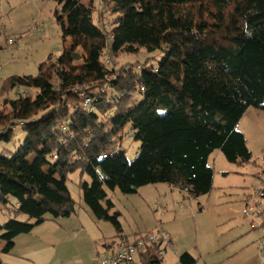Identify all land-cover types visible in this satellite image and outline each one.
Returning a JSON list of instances; mask_svg holds the SVG:
<instances>
[{
	"label": "trees",
	"instance_id": "obj_1",
	"mask_svg": "<svg viewBox=\"0 0 264 264\" xmlns=\"http://www.w3.org/2000/svg\"><path fill=\"white\" fill-rule=\"evenodd\" d=\"M52 1L62 53L48 54L35 76H7L0 86V144L13 146H0L2 254L34 226L76 213L66 185L74 172L90 180L79 187L92 215L118 233L104 186L207 195L209 156L252 162L237 124L250 107L264 111V0ZM157 53L155 64L129 62ZM125 134L140 144L133 161ZM163 243L148 244L137 264H162ZM194 263L187 253L178 261Z\"/></svg>",
	"mask_w": 264,
	"mask_h": 264
},
{
	"label": "rangeland",
	"instance_id": "obj_2",
	"mask_svg": "<svg viewBox=\"0 0 264 264\" xmlns=\"http://www.w3.org/2000/svg\"><path fill=\"white\" fill-rule=\"evenodd\" d=\"M54 8L52 0H0V86L7 76H35L37 63L44 61L50 53L55 56L62 53L61 28L53 16ZM9 38H13L15 43L8 45ZM145 57L152 58L151 63L155 64L162 53L140 54L129 58V62H141ZM9 97L15 98V92ZM250 108L264 116V111ZM248 116L244 130L252 162L237 166L229 162L221 151L213 152L208 158V164L214 171L208 196L181 200L176 190L174 196L177 204L169 200V196H172L170 192H166L167 197L164 194L166 184L148 185L134 194L126 195L119 189L112 191L104 186L107 196L102 205L108 208L107 202H110L113 207L109 208V214H120L118 220L122 233L133 235L155 231L159 228L156 227L159 221L164 220L161 217L163 212L175 210L176 219L169 224V228L179 238L173 240L174 245L167 249L163 264L176 263V249L180 254L188 249L196 259L195 235L201 249L221 248L209 251L212 258H217V264H264V197L260 193L264 187V117ZM129 129L127 126L125 132H129ZM14 133L17 138L22 137L20 130ZM0 146L13 150L12 144ZM139 146L131 135H124L122 148L128 161L135 159ZM82 179L90 183L79 172H74L69 175L66 185L78 203V209L80 205L92 213L83 201L79 187ZM200 209L203 211L199 212ZM18 221L24 222L26 217H19ZM102 232L106 239L117 236L114 225L109 222H103ZM256 233L262 234L263 238L256 240ZM235 234L243 235L239 242L243 247L239 251H232L233 247H228L226 242ZM261 244L263 247L260 249ZM253 246L258 253V261L252 253Z\"/></svg>",
	"mask_w": 264,
	"mask_h": 264
},
{
	"label": "crops",
	"instance_id": "obj_3",
	"mask_svg": "<svg viewBox=\"0 0 264 264\" xmlns=\"http://www.w3.org/2000/svg\"><path fill=\"white\" fill-rule=\"evenodd\" d=\"M251 109L252 108L246 110L243 117L237 124V130L244 136L246 146L248 143L246 129L244 130V128L247 126V117H249L248 115L264 117L261 116L259 112ZM248 147L249 146H247V148ZM176 190H178L179 194L181 195V200L190 199L186 198L183 195V192L177 188H172L168 185L166 188H163V191H165L164 194H166V192L171 193L172 196L171 198L169 196V200L179 204L175 200L174 196V191ZM202 211L203 209L199 210V212ZM168 215L170 216L168 217ZM161 217H163L164 222L159 221V224L156 225V227L161 228L165 232L164 236L160 235L158 237V239L160 238L164 241L163 245L161 246L162 253L160 254V256H162L163 264L164 254L167 252L168 248H171L172 245H174L173 240H177L179 237L178 235L172 233L169 228V224L175 222V210H173L171 213H167V211H165ZM103 222L104 221L96 220L92 213L88 212V210L82 208L80 205L78 209L77 203L76 213L72 216L52 220L48 219L47 221L34 226L29 234L17 236L14 240V246L10 253H0V261L2 264H92L101 258L104 252L115 248L119 239H132L148 233L146 231L133 235H125L122 233L121 227V232H117V236L111 239H106V237L103 236L104 233L102 232ZM156 227H154V229ZM195 236V249L197 252V258L195 259L192 257V255L189 254L191 251L188 249H185L184 253L182 254H180L176 249L175 251L177 255L175 257V264H178L180 256L185 253L189 254L195 260L194 264H199V262L201 264H217V258H212L209 251L220 250L221 248H210L203 250L200 248L197 235ZM242 236V234H235L226 241L229 245L228 247H233L232 251H239L240 248L243 247L239 244V242L242 241L240 240ZM263 237L262 234L256 233L254 238L257 240L259 238L262 239ZM244 247L246 248L245 245ZM252 248V253L258 261V256L256 257V254L258 255V253L254 246ZM139 254L134 257L133 264H137L139 262Z\"/></svg>",
	"mask_w": 264,
	"mask_h": 264
},
{
	"label": "built area",
	"instance_id": "obj_4",
	"mask_svg": "<svg viewBox=\"0 0 264 264\" xmlns=\"http://www.w3.org/2000/svg\"><path fill=\"white\" fill-rule=\"evenodd\" d=\"M7 43L9 45L13 44V40L8 39ZM87 102L88 101H86V103ZM260 193L264 197V187ZM160 235L164 236L165 232L161 228H158L155 231L148 232L144 236H138L132 239H119L115 248L104 252L102 257L92 264H133L134 257L144 251L148 244L158 240ZM262 247L263 244L259 246L260 249ZM161 253L162 251L159 254Z\"/></svg>",
	"mask_w": 264,
	"mask_h": 264
}]
</instances>
